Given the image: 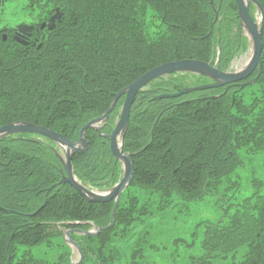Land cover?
Wrapping results in <instances>:
<instances>
[{
  "label": "trees",
  "instance_id": "obj_1",
  "mask_svg": "<svg viewBox=\"0 0 264 264\" xmlns=\"http://www.w3.org/2000/svg\"><path fill=\"white\" fill-rule=\"evenodd\" d=\"M62 1L64 14L38 49L0 37V126L32 122L75 142L113 94L146 70L181 59L211 62L215 43L217 67L226 69L242 47L239 32L232 34L238 26L229 9L233 0ZM257 1L264 9V0ZM219 5L227 24L216 26L218 32ZM261 63L259 77L242 88L236 83L155 99L185 85L187 76L171 75L137 94L122 140L132 180L109 227L113 202H88L60 183L63 167L46 140L1 138L0 264L67 263L70 247L62 243L60 251L52 241L62 240L57 224L89 228L68 221L101 227L96 235L71 233L84 254L80 264H148L144 253L154 251L153 226L186 215L192 203L225 184L233 187L235 171L264 156V28ZM122 98L101 132H110ZM84 136L87 149L72 155L74 174L107 188L118 180L120 164L107 138L94 129ZM253 178L252 191L223 207L217 220L196 224L191 243L178 234L172 238L171 245L196 244L198 251L171 264H264V180Z\"/></svg>",
  "mask_w": 264,
  "mask_h": 264
},
{
  "label": "water",
  "instance_id": "obj_2",
  "mask_svg": "<svg viewBox=\"0 0 264 264\" xmlns=\"http://www.w3.org/2000/svg\"><path fill=\"white\" fill-rule=\"evenodd\" d=\"M237 6V14L240 20L241 26L247 31L249 37L252 41V54L251 57L246 64V66L239 72L228 73L224 71H220L217 68L213 67L207 62L200 61L197 59H182V60H174L159 64L154 66L153 68L147 70L143 74L139 75L132 82L127 84L121 90L113 94V98L111 100L110 106L103 112L100 117L94 118L87 122L80 130V137L76 144L70 142L66 139L62 134L57 133L47 127L39 126L30 122H15L9 123L6 125L0 126V139L6 136L16 134V133H31L43 136L57 145H59L64 150V158H60L64 175L60 180V183L69 184L84 200L93 203H101V202H109L113 201V208L110 214V223L108 225L111 226L113 223V214L115 209L117 208L120 195L124 188L130 183L132 179V162L131 158L127 153H123L121 151V140L126 132L128 122H129V113L130 107L135 99L136 94L143 89L148 83L153 80H156L162 76L177 73V72H190L197 73L208 78L212 79V82L198 85L193 87H185L174 93H161L158 94L155 98H171L178 97L182 94L195 91V90H204L209 88L220 87L223 85H228L232 82H239L252 74V72L258 66L257 75L246 83H252L257 79L261 71V50H262V31L264 27V10L261 4L257 0H234ZM254 3L261 12V24L260 26L252 18L249 13V3ZM1 4V0H0ZM58 11V9H57ZM55 19H60V13L56 12L49 19V23L47 25L48 29H52L55 25ZM45 22L41 24L40 27H43ZM32 29L31 25L19 24L16 27V33L29 35L30 30ZM5 38V36H3ZM16 40L25 44L26 41L16 37ZM244 86L245 83L240 84ZM124 96L123 103L120 108L119 118L115 122L114 128L111 133L106 137L109 139V148L112 156L115 158V161H120L122 163L123 174L121 179L113 185L108 191L105 192H96L89 189L87 186L83 185L81 182L77 180L73 173L72 164H71V156L75 152H82L87 147V142L84 139L83 135L86 129L95 128L98 130L97 125L106 121L109 113L113 110L117 100ZM98 230L100 228H97ZM86 234L92 233L89 231L85 232ZM70 231H65V235L70 239ZM71 244L74 245L78 250L79 259L76 262H70L69 264H79L83 258L82 251L80 247L74 240H70Z\"/></svg>",
  "mask_w": 264,
  "mask_h": 264
},
{
  "label": "rangeland",
  "instance_id": "obj_3",
  "mask_svg": "<svg viewBox=\"0 0 264 264\" xmlns=\"http://www.w3.org/2000/svg\"><path fill=\"white\" fill-rule=\"evenodd\" d=\"M61 2L63 1L2 0L0 5V37L2 38L3 35L8 34L9 37L12 38L13 30L18 24H37L38 27L42 22L46 21L50 18V16L54 15L56 13V9H58L60 13L64 14L65 9ZM219 9L220 5L216 6L215 11L219 12ZM250 12L253 16H258V12L255 7L252 6ZM224 18L225 16H223V14H219L215 21L216 23L214 27L216 28V26H222L223 24L226 25L227 22H224ZM234 26L232 28V34H235ZM216 30L219 32L218 28H216ZM223 33L224 31L222 30V34ZM46 34V29L39 31L37 34H33L34 36L29 40L30 44L34 45L35 48L38 49L42 44V37L46 36ZM243 36L242 47L238 48V51L235 53L237 55L235 56V59L233 58V61L235 60L233 65L234 67H230L232 70H234L233 68H235V66L236 68L239 65H242L241 67H243L252 53L251 41L246 36L245 31L243 33ZM218 48L219 45L215 43V55ZM215 58L216 57H214V60ZM168 79L170 78L166 77V80ZM163 81H165V79H163ZM186 81L187 84L191 86L207 82L206 79L195 75H189ZM201 92L202 91H195L191 92L189 95L186 94L185 96L191 97ZM207 92H209V90ZM234 176L235 177H233L231 184H234V186L237 185L236 183L239 178V183L237 186L232 187L231 185L225 184L216 193H213V195L206 196L203 198V200L192 203L186 215L180 216L175 220H168L160 227L153 226L154 229L152 232L156 237V241L154 242L155 247L154 251L144 253L146 262H148V264H171V262L180 263L187 255H193L197 253L198 249L196 244L192 245L188 249H185L182 245H171L172 238L178 234L179 237H182L189 243H191V241L193 240V236H191L190 234H192L194 227L198 222H210L217 220L220 214L223 212V207H225L229 203H235L239 201V199H241L243 196L250 193L253 189V177L264 180V156L255 159L254 161H252V163L247 162L244 167H241L239 168V170L235 171ZM120 177L121 174L119 178ZM135 235H137V233H135ZM52 241L54 244L58 245V249L60 251H64L65 247L62 246V243L65 242L63 241V239L58 240L57 238H52ZM123 246L124 245L122 244L121 248ZM172 250H175V252L177 251V253L174 254L175 257H173ZM77 260L78 253L76 249L72 248L69 255V261L65 264L76 262Z\"/></svg>",
  "mask_w": 264,
  "mask_h": 264
},
{
  "label": "flooded vegetation",
  "instance_id": "obj_4",
  "mask_svg": "<svg viewBox=\"0 0 264 264\" xmlns=\"http://www.w3.org/2000/svg\"><path fill=\"white\" fill-rule=\"evenodd\" d=\"M233 2H234V0H233ZM233 6V9L231 8V6H230V12H231V14L232 13H234V11H235V13L237 12L236 10H234V7L237 9V6H236V4H235V2H234V5H232ZM231 18H233L234 19V21H238V17H237V14H235V15H232L231 16ZM46 22H48V19L46 20ZM45 28H47L46 27V25L42 28L43 30L45 29ZM37 30V27H36V24H33V28H32V30H31V34L29 35V36H27V37H24L25 39H27V40H30L34 35V32ZM14 34H15V30H14V32H13ZM13 35V34H12ZM14 36V35H13ZM29 42V41H28ZM230 85H236V83H231Z\"/></svg>",
  "mask_w": 264,
  "mask_h": 264
},
{
  "label": "bare ground",
  "instance_id": "obj_5",
  "mask_svg": "<svg viewBox=\"0 0 264 264\" xmlns=\"http://www.w3.org/2000/svg\"><path fill=\"white\" fill-rule=\"evenodd\" d=\"M152 68H153V67H152ZM148 70H149V69H148ZM146 71H147V70H146ZM146 71H145V72H146ZM143 73H144V72H143ZM143 73H141V74H143ZM141 74H140V75H141ZM138 76H139V75H138ZM138 76H137V77H138ZM137 77H136V78H137ZM133 80H134V79H133ZM133 80H132V81H133ZM132 81H131V82H132ZM129 83H130V82H129ZM129 83H128V84H129ZM125 86H126V85H125ZM125 86H123V87H125ZM123 87H122V88H123ZM122 88H121V89H122ZM121 89H120V90H121ZM136 96H137V94H136ZM136 96H135V98H136ZM134 100H135V99H134ZM133 102H134V101H133Z\"/></svg>",
  "mask_w": 264,
  "mask_h": 264
}]
</instances>
